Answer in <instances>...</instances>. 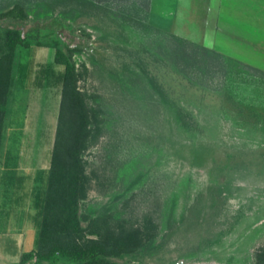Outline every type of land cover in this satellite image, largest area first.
Segmentation results:
<instances>
[{"label":"rangeland","instance_id":"obj_1","mask_svg":"<svg viewBox=\"0 0 264 264\" xmlns=\"http://www.w3.org/2000/svg\"><path fill=\"white\" fill-rule=\"evenodd\" d=\"M16 4L21 28L55 26L77 48V86L97 124L83 153L86 237L139 230L141 247L110 259L118 264H255L264 247V0H220L211 36L209 0H0V15ZM201 47L227 59L196 65ZM53 57L31 45L14 62L17 82L42 88L32 102L48 109L50 145L61 86L44 71H63Z\"/></svg>","mask_w":264,"mask_h":264},{"label":"trees","instance_id":"obj_2","mask_svg":"<svg viewBox=\"0 0 264 264\" xmlns=\"http://www.w3.org/2000/svg\"><path fill=\"white\" fill-rule=\"evenodd\" d=\"M145 4L148 7L149 0H145ZM26 20L27 16L18 4L0 15V21L7 23L5 26L0 24V140L5 106L12 93L17 51L31 45L53 49V64L62 66L63 71L57 74L51 65L44 71L61 86L60 104L36 249L22 254L19 264H118L110 259L133 254L141 247L140 231L124 233L105 229L104 232H90L89 235L95 238H87L86 229L81 225L84 220L80 203L86 196L83 153L91 139L92 126L97 129V124L95 111L87 105L77 86L79 74L72 62L77 48L66 44L55 26L43 30L21 28ZM197 47L190 44V48ZM201 50L203 55L192 56L196 65L207 59L214 68L227 59L204 47ZM255 261V264H264V247L256 251Z\"/></svg>","mask_w":264,"mask_h":264},{"label":"crops","instance_id":"obj_3","mask_svg":"<svg viewBox=\"0 0 264 264\" xmlns=\"http://www.w3.org/2000/svg\"><path fill=\"white\" fill-rule=\"evenodd\" d=\"M219 4L220 0H209V36ZM42 94V88L32 89L14 78L5 106L0 140V264H19L22 254L36 249L57 124L55 118L50 145L48 109L41 100L36 106L32 102V96Z\"/></svg>","mask_w":264,"mask_h":264}]
</instances>
